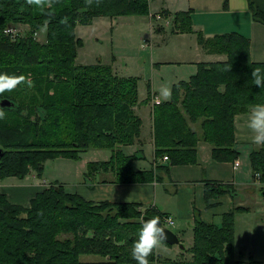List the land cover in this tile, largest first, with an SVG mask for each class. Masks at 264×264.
Returning <instances> with one entry per match:
<instances>
[{
  "label": "trees",
  "instance_id": "16d2710c",
  "mask_svg": "<svg viewBox=\"0 0 264 264\" xmlns=\"http://www.w3.org/2000/svg\"><path fill=\"white\" fill-rule=\"evenodd\" d=\"M245 2L251 19L264 23V0ZM145 13L148 0H92L90 5L86 0H54L43 11L26 0H0V74L29 76L33 84L0 95L12 104L3 107L0 119V179L22 178L29 169L39 177L45 159H77L92 146L108 149L109 159L88 165L89 173L111 166L116 179L132 181L131 157L123 155L120 146L131 144L139 132L140 118L133 111L136 84L99 63L74 64V26L96 16ZM16 22L26 28L12 38L4 30ZM171 26L175 33L192 31L188 12H174ZM39 30L43 42L34 38ZM196 32L205 52L224 58L196 63L193 74L172 84L167 101L152 105L153 153L165 155L168 164L193 163L199 139L210 145L213 160L232 161L238 154L233 115L264 104V89L251 79L252 69H264V63L249 60L248 39L236 32L206 38ZM248 160L251 180L261 185L260 192L264 145L252 149ZM231 191L229 184L209 182L203 197L207 202L210 196ZM136 206L86 201L57 181L36 192L26 206L10 203L0 192V264H136L131 250L141 214L158 215ZM238 209L245 208L233 207L219 225L193 222L188 264H259L234 251L233 213ZM82 254L100 259L80 261ZM155 255L153 251L149 261Z\"/></svg>",
  "mask_w": 264,
  "mask_h": 264
},
{
  "label": "crops",
  "instance_id": "0c3cea01",
  "mask_svg": "<svg viewBox=\"0 0 264 264\" xmlns=\"http://www.w3.org/2000/svg\"><path fill=\"white\" fill-rule=\"evenodd\" d=\"M148 8L149 17L154 16V18L158 19L161 14H166L165 16L170 17L167 20L170 23L171 15L174 12L187 11L191 30L200 32L204 38L226 32L239 33L248 39L247 52L249 60L251 62L264 63V23H258L251 19L245 0H148ZM104 19L105 16L93 17L87 25L104 21ZM115 19L123 18H109V24H112L111 21H115ZM78 24L80 23H76L74 27H77ZM160 26L164 28L165 25L160 21ZM189 39L193 40L192 36ZM198 51L200 57L189 60L195 68L198 62L223 59L221 55L207 53L202 48L198 49ZM194 72L195 70L187 72L186 78L179 77L176 81L186 80ZM147 97L146 105L149 108V110L147 109L149 116H151L152 105L157 103L155 101L158 100L160 102L169 99H160L154 93L150 94L149 91ZM133 110L137 115L135 106ZM249 111L234 114L232 117L233 147L238 152L232 161L213 160L210 155V145L208 147L203 144L198 145L199 141H197L195 146L196 158L193 163L168 164L167 158L163 160L162 156H154L150 137L152 131L150 117L144 140L141 139L142 126L140 123L139 132L135 140L129 145L120 146L122 154L131 157L129 164L132 172V181L116 179L115 170L111 166L99 167L90 173L83 174L84 177H82L81 181L74 184L70 183L68 186L71 188L66 191L75 192L86 201L136 204V208L140 212L151 208L156 214L161 216L160 222L162 225L166 224L163 221V217H169L171 224L167 225L172 226L171 230L177 236L180 246L178 244L166 245L163 243L161 247L154 250L156 255L150 261V264H188L190 260L188 248L191 245L193 222L199 220L204 223L219 225L222 215L236 207V202H234L233 197L229 193L210 196L207 202L204 200L203 194L205 184L209 182L229 184L233 189H235L236 184H244L239 179V154L246 148L248 159V153L258 146L252 142L253 133L247 127ZM147 140L151 141L150 150L152 156L150 164L147 167H143L134 162L144 158L142 146ZM130 145H132V148ZM127 146L131 150L125 153L123 149ZM108 158L99 160V162H106ZM131 161H133V165ZM164 165L166 169L162 167ZM248 167L251 180L249 160ZM29 171L32 170L29 169L27 173ZM31 173H34V171ZM11 178L13 177L0 179V192L5 195L10 203L22 206H26L29 199L36 192L47 187L46 185L50 182L45 183L40 181L38 176H28V174L22 178H26L29 183L12 182L10 181ZM237 206H240V203ZM167 225H165L166 228H168ZM187 229L191 232L190 245L184 247L182 234L183 230L186 231Z\"/></svg>",
  "mask_w": 264,
  "mask_h": 264
},
{
  "label": "rangeland",
  "instance_id": "374dc122",
  "mask_svg": "<svg viewBox=\"0 0 264 264\" xmlns=\"http://www.w3.org/2000/svg\"><path fill=\"white\" fill-rule=\"evenodd\" d=\"M115 17H122L123 19H115V21H111L112 24H109V18L105 17L104 21L84 26L78 24L77 27H74V36L78 39V44L75 47L74 64L99 63L108 66L117 76L132 77L136 84L137 102L134 106L137 115L140 117L141 139L144 140L151 117L145 101L148 91L160 99H166L161 95L162 88L170 87L171 89V83L177 82V78H186L187 72L195 70V66L189 60L200 57L198 49L200 50L202 46L197 40V32H172L171 23L167 21L170 17L165 15L161 14L158 19L154 16L149 17L148 13ZM160 21L165 25L164 28L160 26ZM14 24L4 30L12 38L23 34L26 28L23 23L16 22ZM189 35L192 36L193 40L189 39L191 37ZM34 38L38 42H43V30L37 31ZM219 55L224 58L223 54ZM191 127L196 131L198 130L197 123L191 124ZM150 135L152 139V131ZM198 141V145L209 146L205 141L200 139ZM150 144L151 141L147 140L142 146V153L146 159L143 158L134 163L143 167L150 164L152 156ZM130 147L132 148V145ZM130 147H124L123 151L128 153L131 150ZM246 151L245 148L239 154V179L244 184H236L234 191L228 192L236 202V206L240 203V206L245 208L235 210L233 213L234 251L243 254V258L250 255L259 264H264V198L259 192L261 185L257 180H252L253 182L250 180ZM108 156V149L89 146L79 153L77 159L47 158L42 163L39 179L45 183L50 181L47 185L56 180L62 184L65 190H70L71 187L68 186L70 183L74 184L81 181L84 177L83 174L89 173L88 165L95 161L107 159ZM31 172L33 171L27 173L28 176L36 177ZM10 181L29 183L26 178L19 179L14 176ZM167 227L172 229V226L167 225ZM189 238H191L189 229L183 230L182 243L184 247L190 245ZM99 259L97 255H79L80 261Z\"/></svg>",
  "mask_w": 264,
  "mask_h": 264
},
{
  "label": "clouds",
  "instance_id": "9594fccd",
  "mask_svg": "<svg viewBox=\"0 0 264 264\" xmlns=\"http://www.w3.org/2000/svg\"><path fill=\"white\" fill-rule=\"evenodd\" d=\"M29 5L38 6L41 11L47 8H51L54 0H26ZM90 5L92 0H86ZM99 2V0H97ZM251 79L254 85L264 89V69L256 67L252 69ZM27 84L28 87H32V81L29 76L25 75H9L7 73L0 74V95L5 91H13L20 84ZM161 95L164 98H170V87H164L161 90ZM157 102H159L157 100ZM5 116V110L0 107V119ZM247 127L253 133L252 142L256 145H264V104H256L251 107L248 114ZM259 175V174H258ZM160 216H154L151 219L142 220L141 229L138 233V239L134 241L132 245V258L136 261V264H150L148 257L152 255L155 249H158L165 243L167 239V233L164 227L160 223Z\"/></svg>",
  "mask_w": 264,
  "mask_h": 264
},
{
  "label": "water",
  "instance_id": "95a60500",
  "mask_svg": "<svg viewBox=\"0 0 264 264\" xmlns=\"http://www.w3.org/2000/svg\"><path fill=\"white\" fill-rule=\"evenodd\" d=\"M10 105H12V104L8 100H6V99H1L0 100V107L10 106ZM263 193H264V190L260 191V194L261 195ZM151 218H153V217L147 216V215H142L141 218H140V220L142 222V220H144V219H151ZM164 229H165V231L167 233L166 234L167 235V239H166L165 243L166 244H169V245H174V244H178L179 245V240H178L177 236L174 234V232H172V230H170L169 228H166V227H164Z\"/></svg>",
  "mask_w": 264,
  "mask_h": 264
},
{
  "label": "built area",
  "instance_id": "2783aa9c",
  "mask_svg": "<svg viewBox=\"0 0 264 264\" xmlns=\"http://www.w3.org/2000/svg\"><path fill=\"white\" fill-rule=\"evenodd\" d=\"M155 102H157V101H155ZM163 160H165L166 159V156L165 155H163L162 157H161ZM163 221L166 223V224H171V220L169 219V217H163Z\"/></svg>",
  "mask_w": 264,
  "mask_h": 264
}]
</instances>
